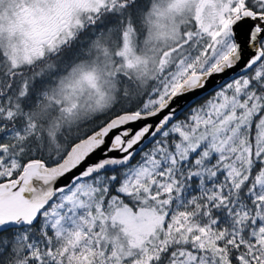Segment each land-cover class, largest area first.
<instances>
[{
  "label": "snow or ice",
  "instance_id": "6c2138e0",
  "mask_svg": "<svg viewBox=\"0 0 264 264\" xmlns=\"http://www.w3.org/2000/svg\"><path fill=\"white\" fill-rule=\"evenodd\" d=\"M0 264H264V0H0Z\"/></svg>",
  "mask_w": 264,
  "mask_h": 264
}]
</instances>
